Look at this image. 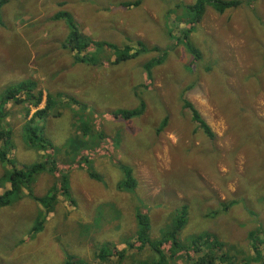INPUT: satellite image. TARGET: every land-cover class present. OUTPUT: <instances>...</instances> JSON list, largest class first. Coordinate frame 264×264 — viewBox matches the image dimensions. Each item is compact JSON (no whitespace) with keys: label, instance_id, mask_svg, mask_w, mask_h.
I'll return each mask as SVG.
<instances>
[{"label":"rangeland","instance_id":"obj_1","mask_svg":"<svg viewBox=\"0 0 264 264\" xmlns=\"http://www.w3.org/2000/svg\"><path fill=\"white\" fill-rule=\"evenodd\" d=\"M193 2L9 0L2 7L0 95L34 82V92L41 91L51 104L36 121L45 130L34 141L25 138L27 126L33 127V98L22 93L21 103L5 105L0 132L9 134L0 140V156L19 168L47 156L56 171L37 175L8 206L0 207V264H65L68 258L96 264L94 254L104 240L127 250L132 242L127 238L137 230L136 212L149 217L151 239L182 218L175 237L180 246L210 234L233 263L264 264V155L243 142L257 130L251 127L255 118L264 125V0L221 16L208 11L200 26L176 11L182 9L176 4ZM60 10L76 15L77 21H71L87 35L84 53H77L82 62L68 59V52L54 42L63 26L52 16ZM125 46L137 56L117 62ZM189 47L198 49L202 59L191 64ZM148 61L150 69L144 67ZM182 99L200 112L214 140L196 133ZM87 102L100 106L87 107ZM136 109L141 111L128 119L112 114ZM160 125L165 126L156 134ZM42 138V153L25 143L40 145ZM214 151L216 163L210 159ZM177 159H186L191 176L166 173ZM120 165L133 169L134 190L118 189ZM8 172L9 165L0 163L1 195L9 190ZM63 176L69 192L60 189ZM221 177L229 180L222 183ZM55 191L58 198L47 212L35 197ZM221 203L227 204L222 212ZM38 223L41 230L34 232ZM250 232L257 244L249 240ZM254 247L261 262L253 261ZM126 253H131L127 264L154 259V254L131 249ZM116 255L113 251L112 264L118 263ZM178 259L176 264H185Z\"/></svg>","mask_w":264,"mask_h":264},{"label":"trees","instance_id":"obj_2","mask_svg":"<svg viewBox=\"0 0 264 264\" xmlns=\"http://www.w3.org/2000/svg\"><path fill=\"white\" fill-rule=\"evenodd\" d=\"M7 1L9 0H0V10L7 3ZM253 2L254 0H194V2L189 5L180 3V5L176 4L175 6L182 7L181 10L177 9L176 11L178 13H181L183 17L189 18L190 24L193 25L195 23L199 24L200 26L201 21L203 20L204 16L207 14L208 11H211L214 14L221 16L227 14V12L229 11H238L244 6L252 7ZM257 17L258 16L256 13L253 14L254 19H256ZM52 20H62L64 22L66 21L65 24L67 25L68 30L70 29L66 38V44H64V48H67L69 51L76 53H81L84 51V49H86L85 46L88 43H86L85 41L88 40V38L84 37V35L81 33L80 28L73 21H71V17L68 13L59 11L52 17ZM182 25L184 26V24ZM188 26L189 25H186V27ZM137 45L142 46L140 43H138ZM119 50L120 53L119 55H117V62L129 61L130 59L137 56L136 52L130 50V48H128L127 46H125L124 48H120ZM152 50L157 51V48L153 47ZM188 51L189 54L194 58L191 61V64L193 61L197 62L202 59V54L199 52L198 49L189 47ZM76 53L74 58H78V60L82 62L84 58H81V56H78ZM144 67L150 69L152 67V62L148 61L144 64ZM206 70L209 69L207 68ZM35 90L36 85L34 82H23L6 89V91L0 95V119L6 116V113L3 112L5 105L11 102L14 104H18L23 101V99L21 98L22 93H27L31 96V98H33L30 99V101H32L33 103L32 107L36 108L42 103L43 100L45 101V106L42 109H38L37 111H35L32 115V118L29 123L33 127L27 126L28 128L25 129V138H28V140L31 141H34L37 132H42L45 130V125H41V122H38V126L36 124V121L39 120V117L44 114L47 109H49L51 104L49 97H44L41 91H37L35 93ZM217 91L220 92L222 95L224 94L225 88L222 83H219L217 85ZM229 93L231 95L235 94L231 90L229 91ZM10 100L11 102H9ZM182 108L188 110L190 120L196 126V133L202 134L203 138L207 140L215 139V135L209 127L208 123L202 117L200 112L192 104H190L189 101L182 99ZM139 111H141V109H136L131 113L115 112L114 116L128 119L132 116L137 115V112ZM251 119L254 120L252 117ZM164 126L165 125H160V128L155 130V133L160 134L161 129ZM251 127L257 128V130H254L249 133V139L245 138L243 139V142L246 146L253 147L254 153L257 152L255 154L264 155V125L255 118V121ZM119 130L120 129H118L117 131ZM4 133L9 134V132H0V140H5ZM43 142L44 139L42 138V142L40 143V145H35L36 143L34 144L32 142L25 143L31 149L37 150L39 153H42V147L44 145ZM117 142H120V140L118 139ZM87 145L88 142L86 140V143L81 144L82 149L84 150ZM138 146L144 148L143 146H145V144L143 146ZM212 153L214 154L213 158H210L208 155L204 156V158H210L212 163H216L218 160V154L216 151ZM4 158L5 154H2L0 156V163L5 164L7 166L9 165L7 180L8 182H10V186L8 191L3 192L2 195L0 194V207L8 206L11 203V197L19 195V193L24 190L27 185L29 186V184L34 181V178L37 175H40L43 172L53 174L56 171L55 162L50 157L47 158V156H45L44 160L40 158L37 162L23 168L17 167L13 161H9V163L5 162L6 159ZM83 160L89 163L87 157H83ZM185 160L186 159H177V165L169 170L167 169L166 173H176L177 175L181 176H191L185 170ZM120 172L123 174L122 178H127L128 180L123 181V179H121V181L117 185L118 189L129 190L131 188L132 190H134L137 183L132 173L133 169H130L129 167L124 165H120ZM193 172L195 173V171ZM215 173L218 174L217 171H215ZM90 176L93 177V172L90 173ZM220 179L222 183H225L227 182V180H229L228 177H221ZM186 181L187 180L183 179V184H186ZM60 182L65 183L64 185L60 184L61 191L69 192L66 186L67 176H63ZM255 184L256 183H254V185ZM27 192L32 193L30 190H27ZM56 198H58L57 191H55L53 194L48 193L44 196L35 197L37 201L43 203V208L47 212H51L53 210L52 204ZM226 208L227 204L221 203L219 206V211L222 212L224 209L226 210ZM181 210L186 211V207H182ZM215 214L217 215V213ZM134 220L136 222L137 230L134 235L130 237L128 236L127 239H131L132 242H128L127 250L131 249L134 250L135 253H139L142 255L154 254V259L146 262L134 260L131 261V264H176V262L179 260L178 256L182 258L185 264H236L231 261V258L229 257V255L227 256L226 252L221 251L223 247L222 244L210 234H205L204 236L192 238L189 243L186 244L187 246L182 243V246H180L177 243L175 237L176 234L181 230L182 225L184 223V220H182V218L178 219L177 222L172 221V226L168 227L165 231H161V235L158 239H151L149 237L151 227L150 219L147 215L138 214L136 212ZM40 226L41 224L39 223L35 225L33 231L39 232L41 230ZM110 233L111 231L107 229L106 235ZM248 238L251 242H257L254 240V233L252 232L249 233ZM115 246L116 245H111L108 241L104 240V245L98 250L97 254H94V259L97 260L96 264H112L111 261L113 259H111V257L113 255V251L118 254L116 255L118 259L117 264H121L119 262L120 260L123 264H127L126 258H131V253L127 254V250L125 249L123 251L118 252ZM254 254L256 256V259L253 261L258 260L259 262H261L260 251L257 247H254ZM65 264H90V262H87L83 259L68 258L65 261Z\"/></svg>","mask_w":264,"mask_h":264},{"label":"crops","instance_id":"obj_3","mask_svg":"<svg viewBox=\"0 0 264 264\" xmlns=\"http://www.w3.org/2000/svg\"><path fill=\"white\" fill-rule=\"evenodd\" d=\"M7 4V3H6ZM5 4V5H6ZM59 12V11H58ZM60 12H62V10H60ZM57 12H55V14H56ZM54 14V15H55ZM53 15V16H54ZM70 15H71V17L73 18V17H77L76 15H74V14H72L71 12H70ZM52 16V17H53ZM54 21H56V22H58V21H61L60 23L62 24V26H63V30L61 29V30H59L58 32H59V34H58V36L57 37H59L60 35H61V37H59V38H57V39H55V43H56V45H57V47H62V49H63V51H67L68 52V59H69V57H75V53L76 52H72V51H69L67 48H64V44H66V38H67V29H68V27H67V25L66 24H64L63 23V21L62 20H54ZM72 21L74 22V20L72 19ZM76 21H77V18H76ZM34 23V22H33ZM75 24H76V22H74ZM35 24V23H34ZM77 25V24H76ZM34 27H37V26H34ZM81 30V29H80ZM81 33L84 35V37H86L87 38V35L86 34H84L82 31H81ZM39 40L41 41V43L42 44H46V43H48V41L47 40H43V39H41V37H39ZM84 53V51L83 52H81L80 53V55H82ZM77 54V53H76ZM78 59V58H77ZM81 62V61H80ZM85 97V94L83 93V96H82V98H84ZM42 103H44L43 101H42ZM86 105H87V107H98V106H100V103H94V104H90L89 102H87V103H85ZM41 105V104H40ZM40 105H38V107H33V108H35L36 109V111L39 109V106ZM115 113V112H114ZM114 113H112L113 115H114ZM138 183V182H137ZM122 244V243H121ZM121 244H119V245H116L115 246V248L118 250V251H123L124 249H122V248H118V246H120Z\"/></svg>","mask_w":264,"mask_h":264}]
</instances>
